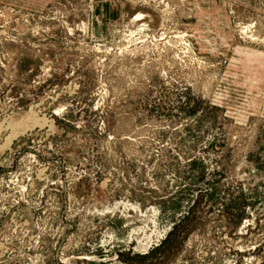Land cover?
<instances>
[{
	"label": "rangeland",
	"instance_id": "374dc122",
	"mask_svg": "<svg viewBox=\"0 0 264 264\" xmlns=\"http://www.w3.org/2000/svg\"><path fill=\"white\" fill-rule=\"evenodd\" d=\"M262 40L264 0H0V264H264Z\"/></svg>",
	"mask_w": 264,
	"mask_h": 264
},
{
	"label": "bare ground",
	"instance_id": "6f19581e",
	"mask_svg": "<svg viewBox=\"0 0 264 264\" xmlns=\"http://www.w3.org/2000/svg\"><path fill=\"white\" fill-rule=\"evenodd\" d=\"M245 25H246V24H245ZM246 27H248V26H245L243 30H245ZM249 27H250V25H249ZM249 27H248V28H249ZM248 28H246V29H248ZM250 28L252 29L253 27H250ZM249 30H250V29H249ZM252 30H253V29H252ZM245 31H246V30H245ZM249 33H250V32H249ZM242 34H243V33H242ZM247 34H248V33H247ZM252 34H253V32H252ZM245 35H246V34H245ZM260 38H261V37H260ZM246 39H247V38H246ZM256 39H258V38H256ZM262 41H263V40H262ZM263 42H264V41H263ZM262 44H264V43H262Z\"/></svg>",
	"mask_w": 264,
	"mask_h": 264
}]
</instances>
